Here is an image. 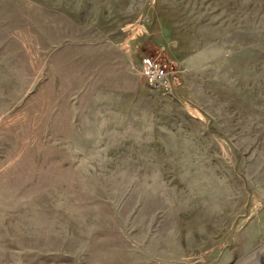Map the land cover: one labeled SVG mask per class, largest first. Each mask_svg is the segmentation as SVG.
<instances>
[{
  "label": "rangeland",
  "instance_id": "rangeland-1",
  "mask_svg": "<svg viewBox=\"0 0 264 264\" xmlns=\"http://www.w3.org/2000/svg\"><path fill=\"white\" fill-rule=\"evenodd\" d=\"M0 264H264V0H0Z\"/></svg>",
  "mask_w": 264,
  "mask_h": 264
},
{
  "label": "built area",
  "instance_id": "built-area-1",
  "mask_svg": "<svg viewBox=\"0 0 264 264\" xmlns=\"http://www.w3.org/2000/svg\"><path fill=\"white\" fill-rule=\"evenodd\" d=\"M141 72L148 82L153 87L170 90L172 81L170 70L166 61L159 57L144 55L140 58Z\"/></svg>",
  "mask_w": 264,
  "mask_h": 264
}]
</instances>
